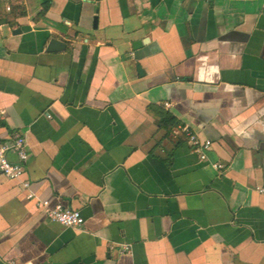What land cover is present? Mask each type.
Returning <instances> with one entry per match:
<instances>
[{"label":"crops","instance_id":"0c3cea01","mask_svg":"<svg viewBox=\"0 0 264 264\" xmlns=\"http://www.w3.org/2000/svg\"><path fill=\"white\" fill-rule=\"evenodd\" d=\"M8 5L0 140L24 139L23 179L84 225L0 173V264H264V0Z\"/></svg>","mask_w":264,"mask_h":264},{"label":"built area","instance_id":"2783aa9c","mask_svg":"<svg viewBox=\"0 0 264 264\" xmlns=\"http://www.w3.org/2000/svg\"><path fill=\"white\" fill-rule=\"evenodd\" d=\"M11 0H0L6 3V11L10 10L8 3ZM168 107V104H165ZM5 115V111L0 110V119ZM186 138L187 144L192 151L198 156L200 161H208L207 153L211 147L208 140H202L197 134L189 129H182ZM8 154H13L16 161L12 162L8 159ZM27 160V153L25 151V141L22 137H15L12 141L6 142L0 140V173L6 178L14 181H19L21 187L26 192V199L33 201L36 207L41 209L45 218L53 223L59 224L62 227L80 230L84 225V218L80 211L72 209L61 202L51 204L48 200L36 195L31 189L27 180L23 179L24 165ZM212 167L216 170H223V163H213ZM257 192L264 194V188H258Z\"/></svg>","mask_w":264,"mask_h":264},{"label":"trees","instance_id":"16d2710c","mask_svg":"<svg viewBox=\"0 0 264 264\" xmlns=\"http://www.w3.org/2000/svg\"><path fill=\"white\" fill-rule=\"evenodd\" d=\"M158 117L156 118V125L167 132L176 129L179 125L178 121L169 113L158 110Z\"/></svg>","mask_w":264,"mask_h":264},{"label":"water","instance_id":"95a60500","mask_svg":"<svg viewBox=\"0 0 264 264\" xmlns=\"http://www.w3.org/2000/svg\"><path fill=\"white\" fill-rule=\"evenodd\" d=\"M19 32V31H18Z\"/></svg>","mask_w":264,"mask_h":264}]
</instances>
